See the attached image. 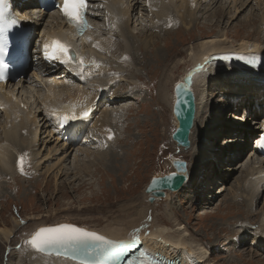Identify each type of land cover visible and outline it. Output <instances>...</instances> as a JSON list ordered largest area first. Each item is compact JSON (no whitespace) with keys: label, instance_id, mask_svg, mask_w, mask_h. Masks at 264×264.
I'll list each match as a JSON object with an SVG mask.
<instances>
[{"label":"rangeland","instance_id":"1","mask_svg":"<svg viewBox=\"0 0 264 264\" xmlns=\"http://www.w3.org/2000/svg\"><path fill=\"white\" fill-rule=\"evenodd\" d=\"M137 1L138 7L135 11H130L132 19L129 21L131 31L134 32V41L138 45L134 54L137 58L131 60L130 57L128 62L122 60L124 57L120 50L122 43L114 40L115 36L111 37L109 26L104 23L105 20L92 24L94 30L100 29V31L91 30L94 32L92 37H89L90 40L87 39L82 46L86 50L94 39H106L109 40V48L115 49L114 56L109 52L106 55L108 57L106 59L110 60L109 64L114 69L113 79L110 82L113 83V95L102 97L98 106L100 110L107 108L106 110L113 111L115 120L112 123L99 119L100 122L90 124L79 136H76L78 138L75 141L74 136L70 135V140L65 142V138L58 137L54 124L46 117L47 113L42 106L46 91L45 82L42 81L39 90L34 89L35 83L41 78L36 81L30 78V82L33 80L31 85L24 84L22 89H17L16 97L35 117L34 123L31 124L34 138L28 139L31 141L23 137L17 138L11 149L13 160L8 174L3 173L0 168V173L7 176L0 175V228H3L2 222L5 221L6 228L13 231L8 240L0 237V264H29L27 261L29 253L26 248L31 249V247L25 242L39 227L68 223L98 231L113 224L114 221H125L129 213L130 219L134 215L128 201L132 199L135 200V208L141 210V213L143 211L146 218L144 221L147 224L141 223L137 224V227H129L130 235L153 230L149 225L153 222L161 224L160 228L169 226L172 231L178 226L182 228L189 242L191 240V243L197 244V249H204L206 260L210 264H236L241 260L252 264L264 263V239L260 237L257 227L264 217L263 191L259 190V202H256V206L249 207L246 204L245 200L249 199L247 195H238L240 198L235 197L237 201L233 198L234 193L237 192L235 184L241 177V167L250 162L252 153L255 155L253 150H249L252 147L251 138L256 135L259 122L263 120L262 115L256 118L258 124L251 123L253 117L249 115L252 112L247 113L244 106L247 105L248 110L251 107L256 109L253 100L248 98L245 104L246 98H240L241 106L237 105L240 106L239 112L236 110V104L229 107V96L225 91L218 90L219 93L215 94L217 91L210 88L207 98L204 99L203 111L199 110L201 112L199 116L203 113L202 117L200 116L203 121L211 117L210 123L205 121L206 126L203 123L194 125L193 133H196L187 150L179 148L171 140V134L176 128V121L171 113L174 101L173 87L193 71V65L187 63L190 48L198 46L203 39L201 34L203 37L205 34L215 36L221 34L224 29H227L228 39L232 42L248 36L263 40L264 28L261 27L260 18L264 17V0H258V4L256 1L248 0L246 3L248 6L245 5L246 0H237V3H234V0H202L205 5L198 7L199 9L201 7L200 12L197 8L199 13H195L194 22L188 26V29L184 27L187 26L186 17L181 16V19H177L178 22L176 19V22L172 21L174 17H178L173 9L172 12L165 14L164 28H154V31L151 28L153 19L147 17L148 13L144 7L140 12L139 5L142 0ZM180 4V2L175 3L177 8L181 7ZM132 7L133 4L129 3L128 8ZM135 14L139 17L138 22L134 17ZM252 14H255V17ZM180 20L183 24L179 22ZM211 28L212 34H210ZM41 30L42 28L39 34ZM41 39L40 35L37 42ZM261 46L264 47V43ZM171 48L178 49L180 54L174 55ZM158 51L165 54V57L158 56ZM162 58L166 61L163 62V67H160L157 59L162 61ZM111 60L116 64L113 65ZM176 64L180 65L175 67ZM38 65L40 63L34 66L35 69ZM44 69L46 73H50L49 65ZM60 73H63L62 70L53 77L55 79L63 77L64 74L60 75ZM93 75L95 77L99 75V70L96 69ZM25 78L28 80L29 75ZM160 82L163 93H158ZM35 101L39 103L33 105ZM233 111L240 115V119L248 115L242 122L239 119L241 130L235 127L229 129V121H233L235 114ZM99 116L98 112L94 115V119ZM213 120L215 122H212ZM204 126L207 129L202 134ZM227 127L228 130L245 131L236 138L242 141V144L240 143L242 151H237L236 155H232L229 151L230 154L225 148L226 145L223 146L227 139V136H224L227 133L223 134V132ZM3 129L6 130L5 116L0 110V137H3ZM49 133L50 137L47 139ZM204 137H207V140ZM203 141H206L212 151L207 159L210 160V164L206 165L202 164L205 159H201L202 153L207 152L206 145L200 146ZM105 148L110 153L107 161L96 159L97 154ZM223 150H226L227 154ZM21 153H26L27 156H21ZM76 156L80 163L74 165L73 160ZM172 157L188 163L187 171L192 169L194 171H192V180L184 186L185 189L182 188L177 193L166 192L161 200L156 199L149 203L144 189L152 177L173 171L169 159ZM21 158L23 162L19 164ZM225 170L229 171L225 172ZM216 176H219V179H216ZM218 182L224 186V189L217 185ZM221 189L224 192L218 200L216 194V197L208 198L216 190L220 193ZM123 225L128 227L124 222ZM240 240L241 242L245 240L243 246L236 245ZM253 254H256V257L258 255V258L255 256L252 258Z\"/></svg>","mask_w":264,"mask_h":264},{"label":"bare ground","instance_id":"2","mask_svg":"<svg viewBox=\"0 0 264 264\" xmlns=\"http://www.w3.org/2000/svg\"><path fill=\"white\" fill-rule=\"evenodd\" d=\"M18 1L21 2V0H18ZM30 1L33 4L32 8H34V5H36L35 3H33L34 0H30ZM129 1L130 0H92L90 3L91 7L88 9V13L90 16L89 22H88L89 25H87V27L84 29L85 30L84 33L74 31L71 24H70V27L66 28V24L64 23V25H62V23L58 19H55L53 23L46 21L43 15L45 16H48V15L46 13L42 15L40 9L37 6L35 7L38 9V12L34 11V13H32L31 12L32 8L30 9V7H28L29 2L21 3L22 7L20 8V11L29 10L30 13L32 14L33 19L36 18L38 20V23L41 20L43 25L41 27H40V24L36 26L39 30L42 28L44 32L49 31L55 37H59L62 39L64 38L65 44L69 47V49H73L76 51V56H78L79 59L83 61V63L81 64L80 67H75L73 65V60H72L71 63L68 64L69 66L68 71L70 72V74L68 75L63 69H61L60 66H58V64L49 65L41 61L40 65H38V67L36 68L38 71L35 69L34 66L31 67V69L27 71L26 75L27 76L29 75L28 80L23 77L20 79H15L8 84V87L10 89L13 88L14 90V91H11L9 94L12 97L15 95V99L13 100L9 97H4L0 100V110H2L5 116V126H6V130L3 129V137H0V168L3 170V173L8 174L10 170L11 163L13 160L12 155H11V149L14 146L15 141L17 142L18 140L17 138L23 137L24 139L26 138L28 140L34 136V131L31 128V124L34 123L35 117L34 115L32 116V114L26 109L25 106H23L24 105L23 103H20V100L16 97V94H15L17 92V89L20 90L24 87V84L31 85L33 80L36 81L38 80V78H41L40 80H38V83L34 82L35 83L34 86L39 90V85L42 83V81L45 82L46 91L44 92V101H43L42 106H43L44 111L47 113L46 117H48L49 121H51L54 124V130L56 131L57 134H59L58 137L65 138L64 139L65 142L68 139L70 140L71 138L69 137L70 135L74 136L73 139L75 141L76 138H78L76 136H79V134L90 124L92 123L96 124V122H100L99 119L102 121H108V122L111 121V123L113 122V120H115L113 119L115 117L113 116V111L112 112L108 111L106 110L107 108H105L104 110L102 109L100 110V108H98V106H100L99 104H100V100L102 99V97L104 98L105 96H108L110 94L113 95L112 94L113 83L111 84L110 82L113 79L112 73L114 72L112 71H114V69L109 64L110 60L106 59L108 58L106 57V55H107V52H109L110 55L114 56L113 52L115 49L113 50V48L112 49L109 48V40H106V39L105 40L94 39L92 43L89 44L86 50H84L82 46L84 45V43L89 37H92V33L94 32H92L91 30L97 31V32L100 31V29L94 30V28H92V24L96 21L105 20L104 23H106L105 25L109 26V31L112 34L111 37L115 36L114 40L115 39L119 40L122 43V47H120L121 54L122 56H124L122 57V60L124 59V61L128 62L130 57H131V60L132 58L136 57L134 54L137 51L136 48L138 45H136L134 41V36H133L134 32L131 31V25L129 21L130 19H132L130 17V11L131 12L135 11L138 7L136 4H139V2L137 0H131L130 2ZM253 1H256V4H258L257 3L258 0H253ZM176 2L181 3L180 8L176 7L175 5ZM233 2L237 3V0H234ZM247 2L248 0L245 1V5ZM129 3L131 5L133 4L132 8H128ZM202 5H205V2L202 0H166V1L165 0H142V3H140L139 7H140V12L144 10L143 9L144 7L148 13L147 17H149V19H153L151 28H152V31H154L153 30L154 28H159V27L164 28V24L166 22L164 21V18L166 17L165 14L172 12L173 9H175L176 15H178L179 18L174 17L172 21L176 22L175 19L176 20L181 19V16L186 17L185 20H186L187 26L184 25V27H187L186 29H188V26L194 22L195 13L198 12V10L199 12L201 10V7L200 9L198 7ZM140 12L139 14L141 15ZM220 16H217V17H220ZM134 17L136 18V22H138L139 17H137V14H135ZM260 19H261V27L264 28V17ZM179 22H182V21L180 20ZM49 23H52V24L48 25ZM217 24H219L218 21H217ZM223 29L224 27L221 29V31ZM34 32L36 34L37 30H34ZM116 33L118 34L116 35ZM210 34H212V28H211ZM202 35L203 34H201V37L203 39L198 44V46L195 48H190L189 55L187 58L188 59L187 63L190 65H193V71H191L186 77V79H184L186 84L189 85V87L191 86L193 88V89L191 88L192 92L194 90L193 94L195 93L194 97H195V102H196L195 103L196 104L195 105L196 106V116L194 120V125H200V123L201 124L203 123V125H205L204 124L205 121L206 123H208V121L210 123L211 117H207V119L203 121L201 118L203 113L200 115L201 117L199 116V112H200L199 110L203 111L202 109L205 105L204 99L205 97L207 98L209 94L208 91L210 88H214V91L215 90L225 91L229 96V102H230L229 107H233L236 104V110L239 112H240L239 108L241 106L240 98L242 97L246 98L244 103L249 100L248 98L252 99L254 103V107L263 105L264 104V82L260 81L259 79L261 77H264V70L248 68L245 64H242L238 61H233V60L228 61L227 59L219 60L218 57L225 55V54H239L242 56L249 55V54L254 55V56L257 54L264 55V47L261 46L262 43H264V39L260 40L255 37L248 36L245 38L243 37L242 39H240V41L232 42V40L228 39L229 37H228L227 29H224L221 34H218L215 36H212V35L209 36L208 34H205L203 37ZM171 50L174 52L173 53L174 55L180 54L179 53L180 51H178V49L176 50L174 48H171ZM160 51H158L159 53L158 56L165 57V54L161 53ZM157 58L160 59L159 57ZM158 59H157V62L159 63L160 67H163V62L168 60V57L166 60H163L162 58V61ZM112 63L113 65L116 64V62H113V61ZM32 65H33V62H30L28 66L30 67ZM48 65H49L48 70L50 73L48 72L46 73L44 69V67H48ZM179 65L180 64H176L174 66L177 67ZM32 68H34V72L32 71ZM96 69L99 70V75L95 77L93 74ZM61 70L63 73H60V75L66 73L69 77V82L67 84H62L60 82V81H63V79L66 77L65 76L66 74H64L63 77H59V79L57 77L56 79L58 80L57 83H54L53 81V79H55L53 76H56L57 73L60 72ZM53 71H55V73H52ZM71 77H75V78L73 79ZM30 78L33 79L31 82H30ZM46 78H50L51 80L47 81ZM81 80H85V84H82L80 82ZM160 85H162V82H160L158 85L159 86L158 93H163L164 91L162 92V90L160 89ZM72 86H76V88H72ZM162 89H164V87H162ZM38 92L39 91H37L36 93ZM214 93L215 92H213V94ZM218 93L219 92L215 94H218ZM160 97L162 98V96ZM38 103L39 101H35L33 102V105L38 104ZM237 105H240V106H237ZM260 108L263 109L264 111V107H260ZM244 109L245 111H247V113L251 112V110L247 109V105L244 106ZM85 112L87 113L86 116L83 115ZM98 112L100 116L94 119V115L96 113L98 114ZM234 113L235 114H233L234 116L232 119L233 121H229V129L230 127H235L239 129L243 119L247 118L248 116L247 115L246 117L240 119V115L237 116L236 112ZM251 114L255 115L253 111ZM259 115L262 116L260 113ZM259 115H257V118L260 117ZM63 117H68L69 119H67V121L63 124V126L61 127L57 126V121L62 120ZM239 119L241 120V122ZM214 120L212 122H215ZM251 120H252L251 123L258 124V121L256 120V118H253ZM259 124L260 125H259L258 130L261 131V129H263L264 127V115H263L262 122H259ZM194 125L190 133V138H189L190 142L194 139V136L196 133V132L193 133L195 130ZM205 126L203 127V131H201L202 134L206 132L207 127ZM176 127H177V123H176ZM241 129L242 128H240V130ZM254 129H255V126H254ZM229 131H232V132H229ZM226 133H227L226 136L230 134V137H227V139H225L226 143H224L223 146L226 145V150L228 152L231 151L232 155L238 154L237 151H242L241 149L242 145H240L242 141L240 142V140H237L236 138L239 135H242V132L234 131V129H231V130H227ZM205 135L208 136V133H206ZM49 137H50V133L48 134V136H46V138L48 139ZM117 138L118 137H116V140H118ZM204 138L205 140H207V137H204ZM24 139L22 141H24ZM28 141H31V140H28ZM100 141H102V138L100 139ZM105 141H108V140L105 139ZM247 143H249V141ZM71 146H72V143H71ZM200 146L205 147V150H207V152L202 153L201 155L202 157L201 159L202 160L205 159L204 161H202V164L203 165H206L208 163L210 164V160L207 161V159H208V156L210 157L209 153H211L212 151L209 149L208 144H206V141H203L200 144ZM244 146L245 148L247 147L246 144ZM226 150H223V151H225L227 154ZM226 154L225 156H227ZM22 155L24 156V153H21V156ZM97 155L98 156L96 159L106 162L107 159L109 158L110 153L105 148V150L99 152ZM251 155H252V159L250 158L251 159L250 162L247 161L248 163H246V165L243 164V167H241V170H240L241 177L240 179L237 180L239 182L235 184L237 192L234 193L235 196L233 197V198L238 197V195L249 196L248 200L244 199L246 201V204L249 207L253 205L256 206L257 204L256 202L259 199L260 189L263 191V194H264V160L261 157L260 159L256 154L254 155L252 153ZM218 158H220L219 155H218ZM58 162L60 161L58 160ZM73 162H74V165L77 163L79 164L80 163L79 158H77L76 156ZM215 163L217 162L215 161ZM212 169L215 170L214 168ZM192 171L193 169L188 170V180L184 186H187L188 183L191 182L192 174L194 172ZM228 171L225 170V172H228ZM5 174L0 173L2 177H7ZM243 177H244V180H242ZM216 179H219V176H216ZM217 185H219L221 188L224 189V186H221L222 184H220L219 182L217 183ZM183 188L185 189V187ZM168 192L171 193L170 191ZM222 192H224L222 191V189L220 190V193H217V190H216V192L211 197L209 196L208 198H213V197H216L217 195L216 200H218L220 195H222ZM238 198H240V196ZM134 201H135L134 199H132V201H128V204L130 205V209L133 210L132 214L134 216L132 218L129 219L130 217V213H129L126 215V218L124 219L125 221H116V222L114 221L113 224H109L103 229L101 228L102 229V230L100 229L101 231L100 230L98 231L91 230V231L97 232L115 241L130 240L133 235H130L129 227L131 226L137 227V224H141V223L147 224V222H145L146 218L144 216L143 211L141 213V210L135 208L136 205H134ZM123 222L128 227H125L123 225ZM6 225L7 223L3 221L2 222L3 228H0V237L2 239L8 240L12 236L13 231L10 230L9 228H6ZM149 225L150 227H152L153 230L149 232H145V233L140 232V233H133V234L138 238V242H141L142 248H144V250L148 253V255H151V257L157 263H160V264H207L208 263V261L206 260L204 249H197L198 247L197 244L191 243L192 242L191 240L189 242V240L186 239V235L181 227L177 226V229L172 231V229H170L169 226L160 228L161 224H156L155 222L149 223ZM46 226H49V225H46ZM257 227H258V232H259L260 237L264 239V217H262V220L260 221V224L258 223ZM26 250L29 253L27 255L28 257L27 261H29L28 262L29 264H80L72 260H69L67 258L43 254L32 248L31 249L26 248ZM254 256L255 258H258V255L256 257V254H253L252 258H254ZM157 263H154V264H157ZM236 264H252V263L241 260L240 263H236ZM256 264H264V263L260 262Z\"/></svg>","mask_w":264,"mask_h":264},{"label":"snow or ice","instance_id":"3","mask_svg":"<svg viewBox=\"0 0 264 264\" xmlns=\"http://www.w3.org/2000/svg\"><path fill=\"white\" fill-rule=\"evenodd\" d=\"M2 5L3 0H0V6ZM86 9L87 0H63L60 8L68 22L73 24L78 32H82L87 27ZM3 16V8L0 7V19ZM11 23H15V20ZM4 51L5 47L0 44V53ZM44 55L47 59H61L62 63H67L71 59L69 47L59 40H53L51 45L45 44ZM246 62L252 65L257 63L255 59ZM4 69L5 66L0 64V81L4 80ZM83 115L86 116L87 113ZM67 119L69 118L63 117L62 121L66 122ZM261 146H264V140L261 141ZM22 162L21 158L18 163L22 164ZM25 243L39 252L56 251L58 255L61 252L66 256L71 255L73 259H79L80 264H116L133 245L138 243V238L133 235L130 240L114 241L71 224H60L37 229ZM139 256L143 264L146 253L141 251ZM133 260H129L128 264H133Z\"/></svg>","mask_w":264,"mask_h":264},{"label":"water","instance_id":"4","mask_svg":"<svg viewBox=\"0 0 264 264\" xmlns=\"http://www.w3.org/2000/svg\"><path fill=\"white\" fill-rule=\"evenodd\" d=\"M194 96L195 95L193 94L191 88L189 87V85L186 84L184 79L183 81L177 82L173 87L174 101H173L171 113L177 123V127L171 134V140L174 143H176L179 148H184V150L189 149L191 145L189 138H190L191 130L194 125L195 114H196V106H195L196 102ZM171 163L174 168L173 172L161 176L152 177L149 180L147 186L145 187L144 193L148 195L147 201L149 203L154 202L156 199L161 200L162 198H164L167 191H170L171 193L179 192L187 182L188 171H187L186 162L181 159L172 158ZM60 224H68V223H60ZM57 225L42 226V227H55ZM87 231H91V230H87ZM30 238L31 237L27 238L26 240ZM141 251H143L142 244L141 242H138L135 245H133L132 248L126 252L125 256H123L119 261H117L116 264H126L127 259L134 258ZM40 253L63 257L72 260L74 262L80 263L79 259H73L71 255L66 256L63 254V252H61V254L59 255L56 253V251L40 252Z\"/></svg>","mask_w":264,"mask_h":264}]
</instances>
